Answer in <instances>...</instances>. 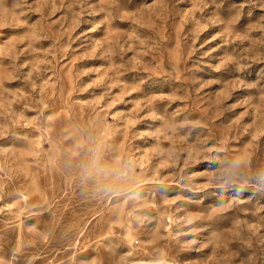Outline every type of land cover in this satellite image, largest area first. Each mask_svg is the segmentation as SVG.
Instances as JSON below:
<instances>
[{
  "label": "rangeland",
  "instance_id": "rangeland-1",
  "mask_svg": "<svg viewBox=\"0 0 264 264\" xmlns=\"http://www.w3.org/2000/svg\"><path fill=\"white\" fill-rule=\"evenodd\" d=\"M264 264V0H0V264Z\"/></svg>",
  "mask_w": 264,
  "mask_h": 264
},
{
  "label": "bare ground",
  "instance_id": "bare-ground-1",
  "mask_svg": "<svg viewBox=\"0 0 264 264\" xmlns=\"http://www.w3.org/2000/svg\"><path fill=\"white\" fill-rule=\"evenodd\" d=\"M148 264V263H147Z\"/></svg>",
  "mask_w": 264,
  "mask_h": 264
}]
</instances>
